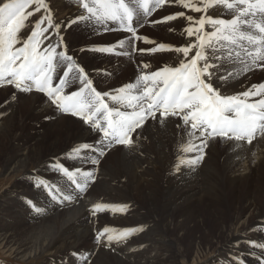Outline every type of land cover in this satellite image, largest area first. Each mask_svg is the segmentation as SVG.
Wrapping results in <instances>:
<instances>
[{
    "label": "bare ground",
    "instance_id": "6f19581e",
    "mask_svg": "<svg viewBox=\"0 0 264 264\" xmlns=\"http://www.w3.org/2000/svg\"><path fill=\"white\" fill-rule=\"evenodd\" d=\"M48 1L52 9L56 10L55 22L59 23L62 27L73 21H75V24L79 21L81 22V19H79L81 14L87 16L86 11L84 13L80 8L73 7L72 3H67L68 0ZM86 2H89V0H86ZM126 2L130 6H134L132 0H126ZM194 2L198 6H202L200 0H194ZM62 6H67L68 8H59ZM172 11L174 12L169 15L180 11L185 12V17L177 18L176 20L178 21H169L168 25L173 27V30H176L174 26L178 23L183 26L184 30L188 26L187 16L199 19L201 15L210 14L214 17L230 19L234 15V13L223 9L221 6H214L209 9L208 13H195L184 8L181 10L172 8ZM165 12L167 14V11ZM154 13L155 17L161 15V11H155ZM153 14L145 17L142 10H140L139 16L134 14L133 24L137 28L138 36L142 35L141 30L144 26L152 25ZM38 15L33 19H38ZM248 19L253 21V23H264V15L261 14H258L255 18L249 17ZM83 20H85L83 23L86 24L90 21V19ZM137 20H139V24H136ZM165 26L164 24L148 28L150 31L155 32ZM108 28L115 30L112 33L114 36H126L127 39L131 37L130 33L121 30L118 23L108 22ZM206 28L208 31H211L210 26H206ZM144 29L148 31L147 28ZM243 31L248 34L258 35L254 27L243 26ZM163 36L165 35L163 34ZM192 39L194 38H188L186 32L183 31L178 39H174L170 43V46H183ZM137 41H133L135 44L132 46V52H123L125 51L124 49L117 50L119 53H127V55H124L125 57L121 58L137 57V55L133 56V52L140 50L141 44L137 45ZM156 45L158 44L151 46V48L156 47ZM231 47L234 53L240 52L238 58L234 55L230 60H217L211 51L208 52L209 63L212 65L213 83L219 86L223 95L226 96L237 95L251 89L253 85L264 83V81H253L256 75L264 74V61H258L255 66L251 64L252 56L249 53L255 55L256 46L247 42H240L239 47ZM64 51L67 54V50L65 49ZM96 52L98 55L103 56L108 54V52L93 51L91 55H95ZM146 54L151 55L149 57L152 61H157L161 57L167 56L165 58L167 60L165 66H177L182 58L178 57L174 52L156 53L154 55L147 52ZM216 55L222 56L223 52H218ZM144 56L146 55L141 54L139 58H143ZM126 61H129V59ZM60 64L62 67L59 70L56 68L58 65L57 60L54 64L56 74L59 73L58 75H62L65 70V66L62 63ZM246 65L249 70H245ZM141 66L144 65L142 64ZM161 67L137 72L138 74L130 76L131 79L129 82L127 81V84L130 82L135 83L141 74H149ZM221 76L226 77V80L221 81ZM72 78L73 75H71V78L69 76V79ZM258 78L261 80L260 76ZM79 87L80 83L78 82L75 90ZM121 87L112 89L110 92H114V90H118ZM14 89L12 87H3L2 89L3 92H10L12 99L15 98L14 101H11V98H9L7 108L1 112L0 140L1 142H5V144L6 141L11 140L12 125L16 117V96H18V93L16 94ZM68 90L69 88H66L65 92H69ZM20 93L19 97L27 96L29 98V104L35 106L37 114L41 112L43 115L49 113L54 115L51 120L49 119V123L52 126L56 125L58 119H61L65 134L60 139L55 137L50 140H47V137L33 136L34 141L25 153L18 154V158L15 157L11 160L4 158L2 164L0 161L5 174L23 171L26 176L28 175L29 179L31 178L27 183L21 179L22 188L20 190L6 192L12 195L10 198L15 206L18 205V200L29 198L31 208L22 209L19 205L20 211H25V213H20L26 214L33 225L54 220L56 225L55 232L49 229V232L45 233L43 238H36L37 241L40 240L38 243H34L31 237L22 236L26 234L25 232L20 234L14 230L16 224L10 216L6 218L8 212L14 215V211L9 208V206H12V202L6 200V203L3 201L4 204L6 203L3 208L7 212L6 216L3 215V217L11 220L12 224H15L12 228L5 226L9 223L5 224V227L0 226V247L3 248L8 256L23 261L31 257H44L43 261H45V258L54 256L62 250H75L83 242L91 243L92 239L95 236L97 237L98 232L113 226L115 232L125 229L132 230L129 236H132L134 233L135 237L137 232H139L138 240L135 237L136 240L131 241L127 236L124 242L121 243L128 246L118 247L119 249L115 252L108 251L114 260L118 262L117 264H137L138 253L145 249L150 250L149 255H151V259H161V254H157V250L161 248L162 251V247L167 248L173 244L168 240V234L173 235L185 232L188 227H195L201 233L208 232L206 221L216 216V210H221L219 205L223 197L232 195L233 198L234 191L240 190L239 186H241L242 190L238 193L242 195L244 204L239 205L240 207L243 205L249 213L244 217L245 213L240 212L234 221L236 225L227 227L221 223L216 234L221 238L220 250L222 252L224 246L229 245L232 246L238 255L249 254L258 256L259 264H264V260H262V254H264V212L261 211V207L264 205V137H257L251 144L247 142L221 141L219 139L210 141L209 147L205 150L206 155L204 160L193 170L192 166L188 165L186 161L195 155V153H185L182 151L183 147L190 140L187 135V129L183 127L182 121H178L177 118L173 117L162 125L158 121L149 119L146 121V125L141 130H138L141 134L135 138L133 150L125 149L123 146H115L108 150L104 157L100 158L98 165H94L91 163L96 158L94 151L83 150L80 153L82 157H78L71 150L83 143L94 144L99 139L96 131L85 125L79 117H74L68 113L64 114L66 117H62L58 113V108L52 105L50 99L46 96L32 93V91H30V94L28 92ZM260 98L251 97L249 98V102ZM108 102L112 103L111 101ZM178 122L181 124L180 128L176 127ZM58 142L61 144L59 148ZM192 142L198 143L197 140H193ZM9 144L11 145V143ZM44 144H46L45 148ZM86 155H88V158L84 157ZM220 162H222L221 166L219 165L221 170L218 168ZM56 163H62L65 167H69L68 169L70 170L80 168L84 171H92L95 181L90 182L86 191L80 194L74 189V185L71 184L67 177L57 172L54 166ZM28 164L34 165L32 171L27 169ZM262 178L263 180H261ZM76 179L81 180L82 177L78 175ZM41 181L56 185L65 192L72 193L77 198L71 204H57L52 201L47 189L41 185ZM262 183L263 186H261ZM37 185L41 186L37 187ZM260 190L261 193H259ZM20 196L23 198L19 199ZM133 197L135 200H140L142 204L145 201V207L143 206V208L149 213L146 219L144 218V211L136 208L135 200L132 199ZM30 198L32 201H30ZM151 199H154L153 203L150 202ZM98 202L115 206L125 205L126 210L115 214L111 211H105L93 215L90 208ZM198 204H200L201 212L197 208ZM33 205H35V208ZM73 205L75 206L73 207ZM36 208L40 209V213H37ZM63 212L67 213V215H63ZM62 215L66 216V218L62 219ZM59 217L62 219L60 222L59 220L61 219ZM237 220H242V222H237ZM18 227H27V222L20 220ZM5 229H12V232L7 233ZM247 236H249V240L246 239ZM189 246H195L200 249L199 243L197 244L196 240L189 243ZM197 251L198 249H195L194 252ZM155 254L157 255L155 256ZM162 258L164 257L162 256ZM104 263L106 262L104 261V257H102L101 264Z\"/></svg>",
    "mask_w": 264,
    "mask_h": 264
},
{
    "label": "snow or ice",
    "instance_id": "6c2138e0",
    "mask_svg": "<svg viewBox=\"0 0 264 264\" xmlns=\"http://www.w3.org/2000/svg\"><path fill=\"white\" fill-rule=\"evenodd\" d=\"M166 2L172 0H132L134 6H130L126 0H80L81 7L88 15L81 14L79 19H94L106 30H111L108 22L118 23L122 31L131 33L127 43L132 44L134 40L149 43L147 38L137 35V28L133 24L134 14L139 16L142 10L147 17ZM174 2L195 13H208L214 6H221L234 15L230 19L210 14L201 15L199 19L187 16L188 26L184 31L188 38L194 39L183 46L160 43L151 49L139 50L149 54L174 52L182 57L177 66H164L149 74H141L135 83L130 82L114 92H100L75 58L58 50L63 43L60 36L62 26L53 23L46 0H5L0 3V84L6 83L20 92L34 89L43 93L52 105L64 113L79 117L96 131L99 139L94 144L83 143L71 150L76 156L83 150L94 151L96 158L91 161L94 165H98L100 158L115 146L133 150L135 138L141 134L138 130L149 119L162 125L173 117L182 121L190 138L182 151L195 153L186 161L193 170L204 160L210 141L219 139L251 144L257 137H264V83L253 85L237 95H223L220 87L213 83L212 65L208 59L209 51L217 60H230L234 55L238 58L240 52L234 53L231 46L239 47L240 42H247L256 46V54L249 53L252 56L251 64L255 66L258 61H264V23H253L248 19L258 14L264 15V0H200L202 6H198L194 0ZM37 14H41L38 19L34 22L30 20ZM179 17H185V12L167 15L154 23L174 21ZM136 24H139V20ZM206 26H210L211 31ZM243 26L254 27L258 35L246 33ZM25 31L28 32L26 37L23 36ZM124 43L119 41L121 46ZM92 50L110 52L112 46ZM218 52H223V55L217 56ZM57 58L65 66L62 75L55 71L54 61ZM245 70H249L247 65ZM70 74L73 75L72 79H69ZM76 79L80 87L66 93L65 89L71 88ZM220 80L224 81L226 77L221 76ZM251 97L261 98L249 102ZM176 127L180 128L181 124L178 122ZM55 168L67 177L80 194L86 191L90 182L95 181L92 171L80 168L70 170L62 163H56ZM78 175L82 177L81 180L76 179ZM41 185L57 204H71L77 198L45 181H41ZM35 210L40 213V209ZM125 210V205L102 202L90 208L93 215L105 211L115 214ZM131 232L125 229L113 235L105 228L97 233V241L106 234L108 242L124 240Z\"/></svg>",
    "mask_w": 264,
    "mask_h": 264
},
{
    "label": "rangeland",
    "instance_id": "374dc122",
    "mask_svg": "<svg viewBox=\"0 0 264 264\" xmlns=\"http://www.w3.org/2000/svg\"><path fill=\"white\" fill-rule=\"evenodd\" d=\"M3 1L5 0H0V3H2ZM46 2L50 5L53 23H56L55 22L56 10L52 9V6L48 0H46ZM150 2H152V0H150ZM67 3H72L71 5L72 6L74 5L73 7L80 8L82 11H84V13H86L85 10L81 7L80 0H68ZM64 7L68 8L67 6H62L59 8H64ZM172 8L181 10L183 7L176 5L174 0H172V2L170 3L166 2V4L162 8L156 9V12L161 11L160 13L161 15H158L155 17L154 15L155 11L151 13V14L154 13L152 15L154 16V18L152 19V25L147 26V27L144 26L143 29L141 30L142 32L141 37L147 38V40L150 42L145 43L144 40H138L136 44L137 45L141 44L139 49H144V48L149 49L151 48V46L155 44H160V43L171 45L170 43H172L174 39L179 38V35L182 34L184 31L183 26L181 24L178 23L176 26H174L176 30H173V27H170V25H168L169 21L161 22V23H154V21L162 20V18L165 17L164 15H169L170 13H173L174 11H172ZM164 10L167 11V14ZM40 15L41 14H39L38 16ZM30 20L33 21L34 19L30 18ZM84 21L85 20L81 19L82 23L79 21L76 24H75V21H73L67 24L65 27H62L60 36L63 38V43L58 50L64 51L66 49L67 55H71L75 58L76 62L86 70V73L88 74V76H90L89 78L93 81V86L98 91L110 92L112 89H115V88H118V87H121L127 84V81L128 82L130 81L132 75L138 74L139 72H143L144 70H148L149 68L154 69V68H158L161 66L164 67L166 65L167 60L165 58L167 56L161 57L157 61L156 60L152 61L151 58L149 57L151 55L146 54L147 52L141 53L140 51H137V52H133V56L137 55V57L130 56L127 58H121V57H125L124 55H127V53H119L117 52V50L124 49L125 51L123 52H132V46L135 43L134 42L132 44L127 43L126 40H128L129 38L127 39L126 36H114V34L112 33H114L115 30L113 29L106 30L103 25L97 24L94 19H90L88 24L83 23ZM176 21L178 20H174V22ZM164 24L166 25L165 27H161L159 30H156L155 32L149 30V28H151L152 26H161ZM29 27H31V25H29ZM144 28H147L148 31H146ZM163 34L165 36H163ZM27 35H28V32L26 31L23 32L24 37H26ZM119 41H125V43L121 46L119 44ZM72 45L74 46L73 48H72ZM106 46H112L114 50L108 52V54L104 56L98 55L97 52L95 55H91V53L93 52L92 49H95L98 47H106ZM157 53L160 54V53H167V52H160V53L157 52ZM141 54L146 55V56H144L143 58H139ZM114 57L118 59H115ZM128 59L129 61H126ZM57 63L58 65L56 66V68H58L59 70L62 67V65L60 64L58 58H57ZM54 64H55V61H54ZM142 64L144 66H141ZM145 65H147V67H145ZM71 75H70V78H71ZM258 76L261 77V80L258 78ZM253 81L255 82L264 81V74L256 75ZM78 82L79 80L76 79L75 84L71 88H69L68 91L70 92V90H75V88H77ZM3 87L14 88L13 86L10 87V85H7L6 83L0 84V117H1V112L7 108V102H9V98H11V101H14L15 99V98L12 99V95L10 92H5V91L3 92L2 91ZM14 91L16 92V94L18 93L17 94L18 96H16V117L12 125L13 127H12L11 140L6 141V144L5 142H1L0 140L1 164L3 163L4 158H9V160H11V159H14L15 157L18 158V154L25 153L34 141L33 136L44 137V138L47 137V140H50L55 137L60 139L65 134L61 119L57 120V123L56 125H53L54 126L53 128V126L49 123L50 120L54 116L52 113L43 115L40 112L37 114L36 113L37 111H35V106L34 105L31 106L29 104L30 103L29 98L27 96L19 97V94H21L20 91H18L17 89H14ZM28 93L30 94V92ZM32 93H35V94L37 93L44 97L46 96L45 94L43 93L41 94L40 92L34 89L32 90ZM58 113H60L62 117L65 116L64 114H67V113L62 112L60 109H58ZM9 143H11V145ZM60 145H61L60 142H58V148L60 147ZM45 146L46 144H44V148ZM78 157H82V155H79ZM84 157L88 158V155ZM221 163L222 162L218 164L219 170H221V168L219 167V165L221 166ZM2 166L0 165V213H1L0 220H2L0 221V226L1 225L4 226L5 224L9 223L5 226H10L12 228V226L16 224V227L14 228L15 231L19 232L20 234L22 232H25L26 234L22 236H29L31 237V240L34 243H38L40 240L37 241L36 238L37 237L43 238L45 233L49 232V229L55 232V227H56L55 220L46 222L43 224L41 223L38 225H33V223L30 222L29 219L27 218L26 214H21V213H25V211H20L19 205L22 209L31 208V204L29 203V198L28 199L26 198L27 200L26 199L18 200L17 201L18 205L15 206L10 198L12 195L7 194L6 192H10V191L16 192L20 190V188H22L21 179H23L27 183L29 182V180H31V178L29 179L28 175L26 176L25 172L23 171L7 175L5 174V172H3ZM27 169L32 171V169H34V165L28 164ZM261 180H263V178ZM261 186H263V183ZM239 187H240V190L234 191L235 194L233 198H232V195L231 196L226 195L223 197L222 202L219 205L221 210L220 211L216 210L215 212L216 216L209 218L206 221V224L208 226V232L205 231L204 233H201L197 231L195 227H188L185 232L175 233L173 235L168 234L167 235L168 240L172 242L173 244L172 246H169L167 248L162 247V251H161V248H159L160 250L158 249L159 251L157 250V254L159 253L161 254V255L159 254L161 259H158V258H156V260L151 259L150 257L151 255H149L150 250L145 249L147 252L145 250H141L140 251L141 253L140 252L138 253L137 264H147L149 262L151 264H160L161 262H162L161 264H171V263L172 264H259L258 256H252L249 254L240 256L235 252V250H233L232 246H229V245L224 246V250L221 252L220 250L221 238H219L216 235L221 223H223L227 227L236 225V222L234 221L240 212L243 214L245 213L244 217L247 216L249 213V211L245 209L243 205L242 207H240L239 205V204H244L242 195L238 193L242 190L241 186ZM74 189H75V186H74ZM259 193H261V190L259 191ZM20 198H23V197L20 196L19 199ZM132 199H134V197ZM6 200H8V202L9 201L12 202V203L10 202L12 206H9V208L14 211V215L11 212H8V215L6 218L10 216V218L15 224H12L11 220L3 217V215L6 216L7 214L6 210L3 208V206L6 205L7 203ZM3 201H5L6 203L4 204ZM30 201H32L31 198H30ZM150 202L153 203L154 199H151ZM135 205H136V208H138V210L142 209V211H144V218L146 219L149 216V213L143 208V206L145 207V201H143V204H142L140 200L136 199ZM74 206L75 205H73V207ZM197 208L201 212L200 204L197 205ZM261 211L264 212V205H262ZM63 215H67V213L65 214V212H63ZM63 215L61 216L63 217L62 219H65L66 216H63ZM61 217H59V219H61ZM62 219L59 220V222L62 221ZM20 220L26 221L27 227L25 228L18 227V223L20 222ZM242 220L240 221L237 220V222H242ZM122 223H126V222H122ZM6 228H9V227H6ZM108 229L110 230L111 234L113 235L116 234L115 228L113 226H111V228H108ZM5 230L7 231V233L12 232L11 231L12 229H5ZM138 234L139 232H137L135 236L137 240L139 238ZM134 235H135L134 233L132 236L128 235V239H131V241H135L136 239ZM20 238L22 239L23 237H20ZM101 238L102 239L98 242L97 237L95 236L92 239L91 243L83 242L79 244V246L75 250H69V249L62 250L61 252H59L58 254H55L54 256L52 255L50 257L45 258V261H43L44 257L42 258L41 257H31V258H27L26 259L27 261L26 260L24 261L16 260L13 257L8 256V254L3 250V248L0 247V264H49V263L50 264H94V263L101 264L102 257H104V261L106 262L104 264H117L118 262L114 260V258L108 251L111 250L112 252H115L116 250L119 249L118 247H123L124 245H125L124 247L128 246L127 244L121 243V242H124L125 239L119 240V241L114 240L112 242H108L107 234ZM246 239L249 240V236H247ZM193 240H196L197 244L199 243L200 249L196 248L195 246L194 247L189 246V243H192ZM114 245L115 247L113 248ZM195 249H198V251L194 252ZM157 254H155V256ZM196 254H198V256H196ZM162 256L164 258H162ZM124 264H128V263H124Z\"/></svg>",
    "mask_w": 264,
    "mask_h": 264
}]
</instances>
